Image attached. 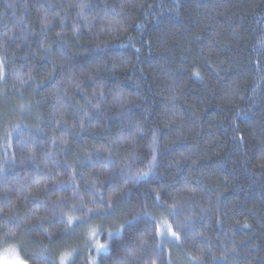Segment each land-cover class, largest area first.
Returning <instances> with one entry per match:
<instances>
[{
	"label": "trees",
	"instance_id": "obj_1",
	"mask_svg": "<svg viewBox=\"0 0 264 264\" xmlns=\"http://www.w3.org/2000/svg\"><path fill=\"white\" fill-rule=\"evenodd\" d=\"M9 247L264 264V0H0Z\"/></svg>",
	"mask_w": 264,
	"mask_h": 264
},
{
	"label": "snow or ice",
	"instance_id": "obj_2",
	"mask_svg": "<svg viewBox=\"0 0 264 264\" xmlns=\"http://www.w3.org/2000/svg\"><path fill=\"white\" fill-rule=\"evenodd\" d=\"M81 7H84V5H82ZM143 175H146V173H144ZM67 223L70 225L72 223V219L69 218ZM123 230V229H122ZM166 231L168 233L171 234L172 237H174L175 239H179V235L177 234L176 231H173L171 226H167L166 228ZM97 232L95 229H91L90 232H89V235L90 236H96ZM111 235V234H110ZM96 249H97V252H101V251H107L108 250V245L106 244H97L96 245ZM13 251L15 250L14 248L12 249ZM71 255V253H65L61 256V260H60V264H65V261L68 259V257ZM20 264H23V261L20 262Z\"/></svg>",
	"mask_w": 264,
	"mask_h": 264
},
{
	"label": "rangeland",
	"instance_id": "obj_3",
	"mask_svg": "<svg viewBox=\"0 0 264 264\" xmlns=\"http://www.w3.org/2000/svg\"><path fill=\"white\" fill-rule=\"evenodd\" d=\"M13 248L15 249L14 251L12 250ZM21 261H23V264H27L17 248L9 247L7 249L0 250V264H20ZM66 262L67 260L65 263Z\"/></svg>",
	"mask_w": 264,
	"mask_h": 264
}]
</instances>
